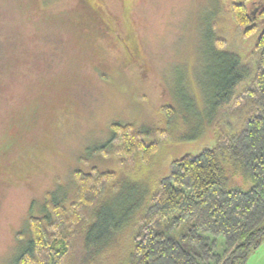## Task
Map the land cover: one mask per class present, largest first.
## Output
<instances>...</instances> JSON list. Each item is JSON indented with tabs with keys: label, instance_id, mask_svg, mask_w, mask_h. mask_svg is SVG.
<instances>
[{
	"label": "rangeland",
	"instance_id": "obj_1",
	"mask_svg": "<svg viewBox=\"0 0 264 264\" xmlns=\"http://www.w3.org/2000/svg\"><path fill=\"white\" fill-rule=\"evenodd\" d=\"M256 36L237 28L228 0H0V264L13 263L49 193L72 199L76 171L116 173L112 208L127 188L150 190L172 161L212 145L217 124H237L247 100L204 116L223 75L213 49L252 66ZM164 107L177 110L179 128L145 138L159 142L147 166L92 151L117 122L164 129ZM187 132L196 138L180 140ZM125 240L116 236L113 254ZM245 264H264V237Z\"/></svg>",
	"mask_w": 264,
	"mask_h": 264
},
{
	"label": "trees",
	"instance_id": "obj_2",
	"mask_svg": "<svg viewBox=\"0 0 264 264\" xmlns=\"http://www.w3.org/2000/svg\"><path fill=\"white\" fill-rule=\"evenodd\" d=\"M228 2L237 28L247 36L257 33L256 58L251 66L237 51L214 44L223 75L213 98L205 99L204 116L213 120L245 100L249 111L237 124L226 125L227 131L217 124L212 145L172 161L150 190L127 188L112 208L106 200L117 192L116 173L76 171L72 199L47 195L42 215L29 218L30 237L12 264L246 263L264 237V0L257 6L252 0ZM251 69L253 77L238 93ZM162 112L164 129L117 122L107 142L92 151L114 155L122 165L137 157L140 166H147L159 142L145 138L153 133L172 137L179 128L176 109ZM195 138L187 132L179 139ZM123 231L125 243L113 254Z\"/></svg>",
	"mask_w": 264,
	"mask_h": 264
},
{
	"label": "flooded vegetation",
	"instance_id": "obj_3",
	"mask_svg": "<svg viewBox=\"0 0 264 264\" xmlns=\"http://www.w3.org/2000/svg\"><path fill=\"white\" fill-rule=\"evenodd\" d=\"M103 21H105V19L103 20ZM102 26H99V27H97L100 31H104V28H102V27H105V29H108V27H109V24H108V22H103V23H100Z\"/></svg>",
	"mask_w": 264,
	"mask_h": 264
}]
</instances>
